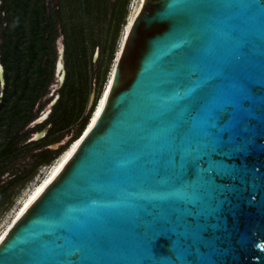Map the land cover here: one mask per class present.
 <instances>
[{
    "label": "water",
    "instance_id": "water-1",
    "mask_svg": "<svg viewBox=\"0 0 264 264\" xmlns=\"http://www.w3.org/2000/svg\"><path fill=\"white\" fill-rule=\"evenodd\" d=\"M121 40L0 264H264V0H142Z\"/></svg>",
    "mask_w": 264,
    "mask_h": 264
},
{
    "label": "rangeland",
    "instance_id": "rangeland-1",
    "mask_svg": "<svg viewBox=\"0 0 264 264\" xmlns=\"http://www.w3.org/2000/svg\"><path fill=\"white\" fill-rule=\"evenodd\" d=\"M44 1L46 16L51 20L46 22L51 25L46 36L53 32L46 40H33L29 19L20 22L19 28L15 22L5 31L7 7L0 12V62L6 82L0 85V232L29 190L47 173L50 164L80 133L109 78L126 24L139 2L83 0L79 6L66 5L60 11V0L41 2ZM4 3L0 0L1 8ZM4 41L11 49L7 64L1 47ZM60 41L65 47L63 83L55 74ZM32 46L36 57L29 63ZM40 46H44V57ZM92 92L95 97L89 107ZM58 96V100L65 101L56 108L58 102L52 105L51 101ZM50 109L57 110L56 115L53 116V111L46 121L39 123V116ZM38 132L48 133L34 139ZM65 140V144L53 147ZM12 179V184L6 186Z\"/></svg>",
    "mask_w": 264,
    "mask_h": 264
},
{
    "label": "trees",
    "instance_id": "trees-1",
    "mask_svg": "<svg viewBox=\"0 0 264 264\" xmlns=\"http://www.w3.org/2000/svg\"><path fill=\"white\" fill-rule=\"evenodd\" d=\"M10 1L11 2H9V0H4L5 3L3 5V7L2 8L0 7V12H1V10H4L7 7V9H5V12H7V16L5 18L6 19L5 21H7V24H6V27H4V30L5 29H10L12 24L15 23V22L17 24H19L18 27H16V28H19L20 25H22V24H20V22L24 21L25 19H29L30 23H31V29H32L31 34L33 36H35V38L33 40H38V39H41V38L46 40V39L52 37V34H53L52 31L49 32L47 36H46V33H45L46 30L48 28H50V26H51V25H49V23H46L47 20L48 21H51V20H49V18L46 16L47 7H46V4H45V1L44 2H41L42 0H10ZM82 1L83 0H60V11L63 8H65L66 5H69L70 7H73V4H75V5L77 4L76 6H79L82 3ZM22 8L24 10L23 13H22ZM1 26H2V24H1ZM4 35H5V32H4ZM18 40L19 39H17V41L15 43V48L16 49H17V47L19 45ZM44 46H40V50H41L40 52L42 53V57L45 56V53H43ZM1 47H2V52H3L4 63L7 64L8 61L11 60V57H10V55H11L10 46H9L7 41H4V43H2V45H1ZM35 57H36V52H35V50L33 49V46H32L31 47V51H30V56L28 58V60H29L28 62L29 63L33 62L35 60ZM19 58H22V56L19 55ZM24 60L26 61V58ZM10 68H11V66H10ZM41 68L42 67L39 66L40 70H41ZM7 69H9V65L7 66ZM64 101H65L64 98L58 100V105L56 106V108L60 107L64 103ZM56 113H57V110L54 111L55 115H56ZM54 114H53V116H54ZM75 120H77V118ZM87 121H88V119L83 124L82 129L84 128V126L87 123ZM82 129H81V131H82ZM76 137H74V138H76ZM12 182H13V179L11 181H9L6 184V186L12 184Z\"/></svg>",
    "mask_w": 264,
    "mask_h": 264
},
{
    "label": "bare ground",
    "instance_id": "bare-ground-1",
    "mask_svg": "<svg viewBox=\"0 0 264 264\" xmlns=\"http://www.w3.org/2000/svg\"><path fill=\"white\" fill-rule=\"evenodd\" d=\"M142 5V0H139L138 5L136 6V9L134 11V13L132 14V16L129 19V22L126 24V30L123 32L122 38H124L125 32L128 31L134 17L137 15V13L140 10V7ZM123 43V40H121V45ZM121 45L118 48L117 51V57L116 60L119 56V53L121 51ZM60 54H59V59L57 58V62H58V69L57 71V76H58V80L59 82L63 81L65 78V73H66V69H65V63H64V44L60 41ZM116 63V62H115ZM115 64L113 65L114 68ZM113 68L111 70V73L109 75L108 81H107V85L104 88L103 94L101 96L100 102L97 106V109L92 117V120L90 122V124L88 125L87 130L90 129V127L93 125L96 117H97V112L100 111L105 99H106V95L108 93V90L110 88V84L113 78ZM3 70V68H2ZM49 112V110H45V114L40 118L42 119L43 117H45L47 115V113ZM80 142V138H77L75 141H73L71 143L70 146H68L65 150H63L60 155L55 159V161L50 164L49 169L47 171V173L40 179L38 180V182L35 183V185L29 190V192L27 193L26 197L21 201L19 207L16 209L11 221L9 222V224H7L5 226V228L0 232V236L4 237L6 235V233L8 232V230L12 227V225L17 221V219L23 214V212L41 195V193L44 191V189L47 187V185L60 173L61 169L64 167L65 163H67V161L70 159V157L73 155V153L75 152L78 144ZM59 169V171H56V174L53 176V172ZM38 188H42V190L40 191L39 195L36 196V198L34 200H32V202L30 204H28L29 199L33 196V194L36 192V190ZM25 204H28V206L25 208ZM23 209V211H21ZM1 241V240H0Z\"/></svg>",
    "mask_w": 264,
    "mask_h": 264
},
{
    "label": "flooded vegetation",
    "instance_id": "flooded-vegetation-1",
    "mask_svg": "<svg viewBox=\"0 0 264 264\" xmlns=\"http://www.w3.org/2000/svg\"><path fill=\"white\" fill-rule=\"evenodd\" d=\"M56 65H57V60H56V63H55V74L57 75V71H56ZM0 67H2L3 68V71H1V73H2V79L0 78V85L2 84V85H5L6 84V82L4 81L5 80V78H4V66H3V63L2 62H0ZM58 77V76H57ZM3 80V83L1 82ZM64 80H65V78H64ZM64 82V81H63ZM3 94V93H2ZM58 99H59V96L58 97H56V98H54L51 102H52V105H54V104H56L57 102H58ZM48 111V110H47ZM54 110L53 109H50L49 110V112L47 113V115L45 116V117H43L42 119H40L38 122L40 123H43L44 121H46L48 118H49V116L52 114V112H53ZM44 114H45V112H44ZM54 114V113H53ZM43 116V115H42ZM41 115L39 116V117H42ZM47 133L48 132H45L43 135H42V137H45L46 135H47ZM41 137V138H42ZM72 141V140H71ZM70 141V142H71ZM69 142V143H70ZM69 145V144H68ZM68 147V146H67ZM66 149V148H65ZM64 149V150H65Z\"/></svg>",
    "mask_w": 264,
    "mask_h": 264
},
{
    "label": "snow or ice",
    "instance_id": "snow-or-ice-1",
    "mask_svg": "<svg viewBox=\"0 0 264 264\" xmlns=\"http://www.w3.org/2000/svg\"><path fill=\"white\" fill-rule=\"evenodd\" d=\"M97 115H99V112H97ZM56 171H59V169H56L54 172H53V176L56 174ZM42 190V188H38L36 190V192L33 194V196L29 199L28 201V204H30L32 202V200H34L36 198L37 195H39L40 191ZM28 204H25V208L28 206ZM23 211V209L21 210ZM0 240H3V237L0 236Z\"/></svg>",
    "mask_w": 264,
    "mask_h": 264
}]
</instances>
